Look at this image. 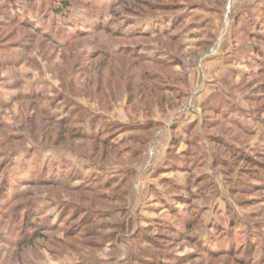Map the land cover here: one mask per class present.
I'll use <instances>...</instances> for the list:
<instances>
[{"label":"rangeland","instance_id":"1","mask_svg":"<svg viewBox=\"0 0 264 264\" xmlns=\"http://www.w3.org/2000/svg\"><path fill=\"white\" fill-rule=\"evenodd\" d=\"M29 1L11 0L0 2V6L18 5L21 13L20 6H28ZM48 1L59 4L62 0ZM69 1L70 18L87 14L80 0ZM118 1L95 0L116 8ZM149 3L159 7L157 16L123 14L125 20L133 21L126 25L105 13L112 29H108L109 23L104 24L107 29L84 28L85 33L67 42L62 38L59 44L11 23L0 25V177L5 173L21 175L31 168L28 178H37L45 168L58 175L14 187L26 198L15 201L6 209L8 216L0 218V264H142L155 258L154 241L167 255L180 257L178 264H264V255L257 261V255L264 254L263 247L254 243L250 250L235 242V227L229 226L230 238L221 234L211 242L207 227L218 218L211 210L216 206L223 217L227 210L236 214V227L249 228L264 238V185L233 195L224 172L211 165L213 146L227 153L218 136L264 161V57L259 60L255 56L259 50L264 55V0H141L138 8L149 7ZM167 8L175 9L164 10ZM32 14L39 23L45 22L38 13ZM164 19L177 23L170 37L125 39L113 32L149 31L158 20H162V28L168 27L170 23ZM57 21L61 26L68 22L61 16ZM45 23L53 29V21ZM176 34L181 40L174 41ZM145 41L156 50L149 54L151 58L162 52L160 43L168 46L165 62L157 65L134 57V48ZM177 60L183 61V66ZM185 72L187 96L174 109L160 107L158 97L168 99L175 94L167 89L170 83L164 79L170 78L176 88L181 83L173 74ZM215 96L218 110H204L203 102ZM62 101L68 105L76 102L88 119H97L95 131L119 145L109 147L81 138L71 124L60 123L70 111ZM47 111L57 117H50ZM222 114L240 119L253 132L241 130ZM110 125L118 127L113 134L105 132ZM146 125L154 128L137 129ZM87 129L92 131L90 123ZM179 135L177 144L172 145L174 136ZM188 139H196L195 146L188 144ZM136 151L139 155L133 153ZM187 155L201 164L194 175L213 180L217 189L200 232L201 239L208 238L204 247L174 211L189 216L204 202L176 203L180 198L174 195L186 192L184 186L175 190L173 185L184 184L187 174L163 167L168 158L184 159ZM226 155L232 161L230 154ZM37 159L44 164L38 170ZM55 164L63 168L52 171ZM238 167L249 164L239 162ZM70 170L77 171L81 180L69 179ZM256 181L244 178L243 182L254 186ZM84 182L86 185L79 187ZM26 202L36 209L29 222L19 216ZM92 213V223H85ZM97 213L104 216L97 218ZM167 225L180 226L186 235L163 229ZM239 236L247 238L244 233Z\"/></svg>","mask_w":264,"mask_h":264},{"label":"trees","instance_id":"2","mask_svg":"<svg viewBox=\"0 0 264 264\" xmlns=\"http://www.w3.org/2000/svg\"><path fill=\"white\" fill-rule=\"evenodd\" d=\"M11 0H0V2H10ZM13 1H18V0H13ZM38 1V2H37ZM81 3L79 5H84V7H86V11L87 14H85L83 16V18H70L69 17V7L72 6V3L69 0H62L59 4H55L53 2H50L47 0H30L28 3V6L26 7H21L22 12L20 13L18 10V5L16 6H7V8L5 7V5L0 6V25H4L5 22L6 23H11V26L14 25L15 28H20V29H24V30H29L32 35H36L39 38H43L45 40L51 41L53 43L59 44L60 40H65V42H67V40H71L72 38H76V36L78 37L81 33H85L84 32V28L87 30H97L98 28H103V29H107V27L104 26V24H108L109 26L108 29H112L111 27V23L109 20L106 19V17H104V14L106 13L108 16H115L117 19L119 20H124L125 24L128 25L133 21H129V20H125L123 14H131L134 16H137L139 18H146L147 16L149 17H155L157 16L156 14H158V8H155L153 6H151V4L149 5V7L147 6L146 8L143 7L141 9H139V4H141V0H119L118 1V7L116 8V5L114 4H109V5H105V4H98L95 2V0H80ZM143 1H154V0H143ZM120 4V5H119ZM9 5V4H8ZM171 6V5H170ZM116 8V9H115ZM12 9L14 11H12ZM175 9V8H174ZM174 9L170 8V9H164V10H169V11H173ZM15 12V13H14ZM32 12L38 13L40 16H42L45 20V22H50L53 21V29H51V25H49L48 23L46 24L45 22H40L37 21V19H34ZM155 15V16H154ZM63 17L65 20L67 19V23L64 24V26H61L59 21H57L58 17ZM166 23H170L168 25V27H161V22L162 20H158L159 24L155 25V27L152 30L149 31H142V30H132L130 33L125 32V31H113L115 33L118 34V36H122L125 39H140V38H146L149 37L151 35H164V36H169L174 32H176L177 30V23L176 22H172L170 21V19H164L163 20ZM105 22V23H104ZM113 25L118 24V21H113L112 23ZM132 24V23H131ZM104 26V27H103ZM160 27L162 29H160ZM240 28H243L242 25L240 26ZM88 32V31H86ZM173 36V35H172ZM209 39H214L213 35H209ZM63 38V39H62ZM177 38V39H176ZM173 39V38H172ZM174 41L177 40H181L179 35H175L174 37ZM171 40V39H170ZM209 42V41H208ZM149 42L145 43H138L137 47L133 48L136 49L134 51H132V54L134 55V57H137V60H151L153 61L155 64L159 65V63L161 64L162 62H165L164 59L169 55V49L168 46H165L164 43H160V46L158 45V49H161L162 52H160L159 54L155 55V57L151 58L149 57L152 53H154L156 50L153 46L148 44ZM181 43V41H180ZM171 43H169L170 45ZM164 46V47H163ZM132 48V47H131ZM122 49V48H121ZM127 49V47L125 48V50ZM4 52L5 50L2 49L1 52ZM262 50H259V52H255V56L257 59L260 60V57H264V55H262L263 53L261 52ZM19 58V57H18ZM149 58V59H147ZM151 58V59H150ZM178 63H180L181 66H183V61L177 60ZM8 63H12L11 61H8ZM13 64V63H12ZM182 74L179 73H174L173 77L175 80H177L178 83H181V85L177 86L176 88L173 87V85H171L170 82V78L169 80L164 79L166 81V83H170L168 84L167 89H169L170 91H175V94L173 93L171 98H168L164 95L160 96L161 100H159V105L160 107H164L165 105H167V107L174 109L175 107H178L181 103L182 100L187 96L186 94V89L184 88V86L186 85V83L188 82V77L186 72ZM159 88H157L158 90ZM162 90H164L162 87H160L159 92H162ZM135 95V94H134ZM64 98V96L62 97ZM66 98V97H65ZM216 96L209 99H206L203 102V108L204 110H218L219 108V101L215 102ZM63 104L67 105V108H70V111L68 113V115L65 116V118H63L61 121H59L60 123L69 125L71 124L72 127H74L76 129V132L79 134V136L81 138L87 139V140H94L97 141L100 144H103L104 146H109V147H114L116 145L115 142H113L110 139H107L104 137L103 132H99V131H95V126L98 124L95 119H93L92 117L88 119L86 113H84L83 109L77 107L76 102H71L68 105V101H62ZM166 109V108H165ZM50 117H57V114L52 113L47 111ZM226 118H228V120L231 121V123L237 127H239L241 130H248L250 131V128L247 127V125H244L242 123V121L238 118H233V117H229L227 115H223ZM206 121V120H205ZM209 122V120L207 121ZM90 123V125L93 127L92 131L89 132L87 129V124ZM205 125V124H204ZM195 125H191V129L192 127ZM177 126L173 125V131L174 134H176V129ZM206 127V125H205ZM118 127H115L113 125H110L109 128L107 129V131H105L108 134H113V131L117 130ZM154 126H144V127H140L137 128L139 130H144V131H150L151 129H153ZM178 132V131H177ZM187 132V130H186ZM250 132H253L252 130ZM188 133V132H187ZM254 134V133H252ZM262 136H264V131L262 132ZM181 136L179 135L178 137L173 138L172 140V145H176L177 144V140H179ZM176 138V139H175ZM210 138V137H209ZM218 138H220L219 144L222 145L225 148V152H227L228 154H230V156L232 157V161L228 160V156L225 153H222L219 149L218 146H213V152H212V162L211 165L213 167H219L221 168V170L224 172V178L225 180H229V184H228V188L229 191L231 192V194H238V193H245V192H251L253 190V187L257 188L260 185H264V161L256 159L254 156H251L250 153L246 152L244 149H242L239 144L235 145L234 141H227L225 140L223 137L218 136ZM210 141H214L213 138H210ZM63 140V139H62ZM176 140V141H175ZM264 140V139H263ZM188 144H190L191 146H195L196 144V139H188ZM213 144V143H212ZM261 148L263 150L262 153H264V143L261 145ZM134 154H138L139 155V151L133 152ZM231 160V159H230ZM234 161V162H233ZM233 162V163H232ZM236 162V163H235ZM239 162H245L246 164H249V167L247 168H239L238 167V163ZM38 170L39 168H43V161H41L40 159H37L35 162ZM54 164V163H53ZM200 165L198 163V161H194L192 160L191 157H184L181 159H174V158H168V160L163 164V167H165V169L167 170H174V171H183L185 172V174H187L186 176V180L184 182V184H176L173 185L174 189H182L181 186H184V192H186L185 194H180V195H174V197L176 198H180L176 200V203L179 202H197L198 200H202V202H204V205H200L199 209L196 208L198 211H192L190 213V215L188 216L187 214H183V213H179L177 212V210L175 211L176 217H178L179 219L182 220V222L184 223L185 227L188 228L189 232H194V235L192 236V238H194V240H196L197 244L199 246L204 247L203 243H205V239H201L200 238V232L203 231V227H205L206 224V220H205V214H208V210H209V202L215 197L216 193H217V189H216V185L214 183L213 180H208L205 177L199 175L196 176L194 175V172H198L200 170ZM54 169H52V171H54L55 169L60 170L63 168V165L60 164H55L52 165ZM33 169H28L26 170L23 174L21 175H10L8 173H5L4 176L0 177V206L1 208L3 207V210L0 211V218L4 217V215L8 216V212L6 211V209H8L11 205L14 204L15 201L17 200H21L23 201L24 198H26L25 196H21L18 193H16L14 191V187H17L18 185H22V184H28L30 182L39 180V181H44V180H50L48 176L52 177H57L58 175H54V173H51V170L48 171L47 168H45V171L43 174L38 175L37 178L33 177V178H28L29 177V172L32 171ZM68 177L71 180H81V176L78 174L77 171L75 170H70L68 172ZM73 178V179H72ZM244 178H248L250 180H257L256 184H245ZM44 179V180H43ZM116 179H113L112 181H114ZM55 183H60L59 181H56ZM82 185H79V187H84L86 184L81 183ZM112 184V183H111ZM98 185H101V187H103L102 183H98ZM256 185V186H255ZM89 186V185H88ZM100 188V187H99ZM183 190V189H182ZM185 198V201L182 200V198ZM195 204V203H194ZM24 205H27L26 207L30 210L29 212H27V209H19V216L25 218L23 219V221L25 222L29 216L30 213L32 211H36V209L33 207V204L31 203H25ZM190 205V204H189ZM194 207V206H192ZM196 207V205H195ZM0 208V209H1ZM24 210V212H23ZM211 210L216 213V217L218 216V218L216 219H212L210 222H208V230H210L209 236L211 237V239L209 240L210 242L213 240H215L216 238H218L221 234H226L227 238H230L228 236H230L229 234V229L231 230L232 228H229V226H232L233 228L235 227L236 231L235 234L233 235V237L236 238L235 242H241L243 243V245H245L246 249H252V245L255 243V246L258 247H263L264 249V238L260 239L259 237H257V235L253 234L252 230L249 228H242L240 227H236L238 225L237 223V217L236 214L232 211V210H227V212L225 213V217H223V215H221L222 211L217 208L216 206H214V208H211ZM207 211V212H206ZM7 212V213H6ZM21 212H23L24 214L21 215ZM27 213V214H26ZM35 214V213H34ZM35 215H39V214H35ZM97 218L104 216L103 213H97ZM25 216V217H24ZM93 216H95V214H90L87 216V218L85 219V223H92V218ZM106 216V215H105ZM36 217V216H35ZM34 217V218H35ZM36 219H38L36 217ZM228 219V220H227ZM229 219H232L231 221V225H229V223L227 224V221H229ZM180 221V220H179ZM27 222H29V219L27 220ZM237 223V224H236ZM176 224V223H175ZM161 228V227H159ZM237 228H239L237 230ZM166 230H169L172 234L176 235L178 234L180 235H186L185 232L183 230H181L180 226H171V225H167L165 228ZM241 229V230H240ZM35 227L32 231H35ZM209 232V231H208ZM246 234L247 238L246 239H241L242 237L239 236L240 234ZM252 234L254 235V237L252 236ZM147 236V235H145ZM217 236V237H216ZM175 238V237H174ZM207 241V240H206ZM208 242V241H207ZM229 242V247L232 248V243L231 241H227V243ZM157 244L156 241L153 242V246H155L154 248H152L153 251H155V253H153V257L155 256V258H153L152 261L149 262H142V264H178L181 260L180 257H176V256H172L170 255L171 253H168L165 251H162V247L160 248ZM260 250V249H259ZM258 250V251H259ZM230 251V250H227ZM257 251V253H258ZM211 252V250L209 251ZM214 252V251H213ZM264 254L261 255H257V261H260L261 258H263ZM163 256H166V258H162ZM261 263V262H260ZM259 263V264H260ZM264 263V261H263ZM262 264V263H261Z\"/></svg>","mask_w":264,"mask_h":264}]
</instances>
